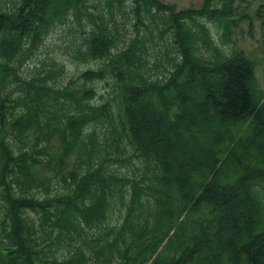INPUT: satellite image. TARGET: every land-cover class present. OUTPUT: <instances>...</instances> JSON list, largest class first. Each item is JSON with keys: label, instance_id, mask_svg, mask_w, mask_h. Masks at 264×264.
<instances>
[{"label": "trees", "instance_id": "trees-1", "mask_svg": "<svg viewBox=\"0 0 264 264\" xmlns=\"http://www.w3.org/2000/svg\"><path fill=\"white\" fill-rule=\"evenodd\" d=\"M234 3H0V264H264V94L247 54L220 47ZM83 19L74 57L97 68L73 85L49 83L61 66L16 77L52 27ZM102 80L114 95L96 103Z\"/></svg>", "mask_w": 264, "mask_h": 264}, {"label": "rangeland", "instance_id": "rangeland-1", "mask_svg": "<svg viewBox=\"0 0 264 264\" xmlns=\"http://www.w3.org/2000/svg\"><path fill=\"white\" fill-rule=\"evenodd\" d=\"M168 3L175 4L177 8L188 6H199L203 0H163ZM99 0H88L89 5H97ZM6 7H10L11 0H0ZM235 11L238 16H244L242 20L238 22V26L233 28L231 34V41L225 45L220 44V47L225 52H229L231 48L235 47L243 50L249 59L254 64V74L256 78L257 88L264 94V0H235ZM92 10V8H90ZM131 16L129 10H125V16H118L120 35L125 38L131 31V24L128 17ZM83 27L78 26L75 22L68 21L64 25H55L51 28L49 34L43 39L36 54L28 60L23 66L16 70V77L19 80L26 79L29 75L35 72H41L44 75L46 71L58 66L62 67V72L54 80H49V83L55 85L71 84L77 81L78 75L86 69H94L100 65V61H88L80 62L74 57L76 48H83V40L86 35V29L88 28L85 20H82ZM134 27L132 28L133 31ZM212 32L216 35L217 29L212 27ZM123 43L119 44L121 47ZM160 51L151 49L146 55V66L148 74L152 76H161L164 73L162 67H155L158 61L161 59ZM17 85V84H15ZM97 91L95 102L100 103L102 100H107L113 97V87L106 83L104 80L96 81L91 84ZM196 90L199 91L198 87ZM199 97V94H197ZM200 124V128L205 132V137L210 138V132L203 125ZM217 128L216 120H212L211 131ZM156 141L160 144L165 143L168 140L165 136H159ZM169 143V142H168ZM190 143L186 148V152L191 151ZM178 148V147H177ZM113 157L116 153L113 152ZM108 157L107 159H109ZM127 168H122L123 172H126ZM264 186V183L262 184ZM264 201V190L261 193ZM240 203L238 204V206ZM234 207L237 211L240 206ZM119 211H115L112 216L113 220L119 216ZM61 251V250H60ZM61 254V253H59ZM264 262V258L262 259Z\"/></svg>", "mask_w": 264, "mask_h": 264}]
</instances>
